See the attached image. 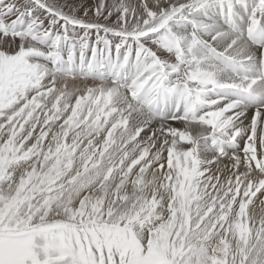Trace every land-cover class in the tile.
I'll use <instances>...</instances> for the list:
<instances>
[{"label": "snow or ice", "instance_id": "1", "mask_svg": "<svg viewBox=\"0 0 264 264\" xmlns=\"http://www.w3.org/2000/svg\"><path fill=\"white\" fill-rule=\"evenodd\" d=\"M0 264H264V0H0Z\"/></svg>", "mask_w": 264, "mask_h": 264}, {"label": "bare ground", "instance_id": "2", "mask_svg": "<svg viewBox=\"0 0 264 264\" xmlns=\"http://www.w3.org/2000/svg\"><path fill=\"white\" fill-rule=\"evenodd\" d=\"M89 3H92V0H88Z\"/></svg>", "mask_w": 264, "mask_h": 264}]
</instances>
